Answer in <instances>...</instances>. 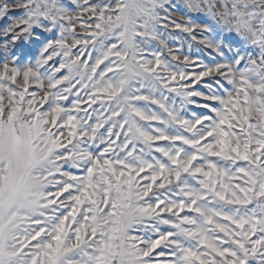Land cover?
<instances>
[{
  "label": "snow or ice",
  "instance_id": "6c2138e0",
  "mask_svg": "<svg viewBox=\"0 0 264 264\" xmlns=\"http://www.w3.org/2000/svg\"><path fill=\"white\" fill-rule=\"evenodd\" d=\"M5 20L0 264H264V0H0Z\"/></svg>",
  "mask_w": 264,
  "mask_h": 264
},
{
  "label": "rangeland",
  "instance_id": "374dc122",
  "mask_svg": "<svg viewBox=\"0 0 264 264\" xmlns=\"http://www.w3.org/2000/svg\"><path fill=\"white\" fill-rule=\"evenodd\" d=\"M191 18L196 20L197 22L202 21L204 18L202 16H199L197 14H190ZM8 23V21H0V28H3L6 24ZM35 34L38 35H47V34H42L39 32V30H35ZM39 42L34 41V40H30L27 43L24 42H18L17 46L12 50L14 54L18 55L20 57L21 61H26L28 59H34L38 48H39ZM173 46H176L175 44H173ZM201 58L205 61V62H209L211 57L208 55H203L201 54ZM196 111H201V110H196Z\"/></svg>",
  "mask_w": 264,
  "mask_h": 264
}]
</instances>
